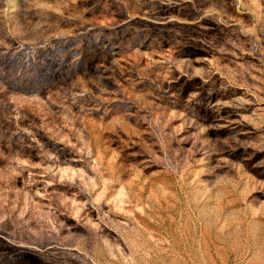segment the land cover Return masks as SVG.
I'll use <instances>...</instances> for the list:
<instances>
[{
	"label": "rangeland",
	"instance_id": "obj_1",
	"mask_svg": "<svg viewBox=\"0 0 264 264\" xmlns=\"http://www.w3.org/2000/svg\"><path fill=\"white\" fill-rule=\"evenodd\" d=\"M0 264H264V0H0Z\"/></svg>",
	"mask_w": 264,
	"mask_h": 264
}]
</instances>
